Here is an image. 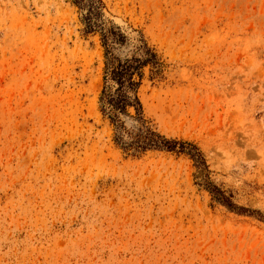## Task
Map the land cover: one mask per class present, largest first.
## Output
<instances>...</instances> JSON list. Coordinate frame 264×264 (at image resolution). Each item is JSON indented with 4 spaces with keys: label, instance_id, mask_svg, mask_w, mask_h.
I'll return each mask as SVG.
<instances>
[{
    "label": "rangeland",
    "instance_id": "obj_1",
    "mask_svg": "<svg viewBox=\"0 0 264 264\" xmlns=\"http://www.w3.org/2000/svg\"><path fill=\"white\" fill-rule=\"evenodd\" d=\"M101 1L160 57L147 122L206 171L113 143L102 47L68 0H0V264H264V0Z\"/></svg>",
    "mask_w": 264,
    "mask_h": 264
},
{
    "label": "trees",
    "instance_id": "obj_2",
    "mask_svg": "<svg viewBox=\"0 0 264 264\" xmlns=\"http://www.w3.org/2000/svg\"><path fill=\"white\" fill-rule=\"evenodd\" d=\"M68 1L78 10L83 33H96L102 47L103 66L97 107L111 128L113 143L132 155L153 149L184 153L206 171L203 155L194 142L167 137L144 117L138 88L144 68L148 67L151 73H159L161 60L142 33L135 30V34L130 35L114 23L104 14L101 0ZM204 184L212 198L232 208L221 189L207 178Z\"/></svg>",
    "mask_w": 264,
    "mask_h": 264
}]
</instances>
